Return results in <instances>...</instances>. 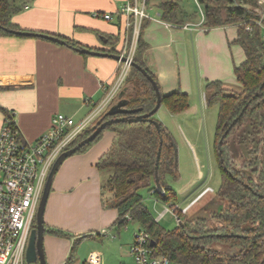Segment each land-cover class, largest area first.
Returning a JSON list of instances; mask_svg holds the SVG:
<instances>
[{"label": "crops", "instance_id": "crops-1", "mask_svg": "<svg viewBox=\"0 0 264 264\" xmlns=\"http://www.w3.org/2000/svg\"><path fill=\"white\" fill-rule=\"evenodd\" d=\"M127 1L28 0L26 6L13 15L12 21L21 30L63 36L96 50L110 52L114 47L123 53L134 39L135 17L121 14L116 23L114 19L95 15V12L117 15L120 6ZM137 3L147 14L142 29V38L147 43L144 61L156 77L162 94L180 88L189 98H194L198 92L199 98H205L207 105L204 90L207 79H219L226 86L238 84L234 66L245 59V51L236 42V25L208 28L203 25L202 16L196 18L193 14H184L183 22L174 24L161 17L155 3L145 5L139 0ZM187 23L191 24L186 27ZM108 36L117 37L115 43H110ZM123 65V61L111 56L82 52L45 37L0 34V129L5 110L17 111L18 125L28 142L35 141L46 132L52 117L58 112L72 115L77 121L82 120L108 94ZM193 106L198 111V105ZM161 109L162 114H158ZM189 110L190 107L172 112L161 104L154 115L171 134L179 136L181 147L199 165L200 157L194 142L186 132L178 133L175 126L177 117ZM115 135L113 130H105L99 140L86 150L67 157L60 165L45 210V222L49 226L70 234L80 232L78 234L83 236L105 235L116 229L118 236L113 234L114 238L120 237L118 211L104 204L110 194L104 193L102 185L110 172L100 170L96 165L99 157L112 145ZM179 175L173 185L179 186V197L184 202L191 196L196 179L193 176L184 182L180 170ZM199 176H203L200 168ZM203 186L201 196L213 191L212 186ZM195 200L188 207L196 203ZM179 205L181 207L183 203ZM125 241L130 247L131 238L126 237ZM71 251L72 248L69 253L63 251L61 256L56 249L48 251V264L65 262ZM83 263L132 264L133 259L129 251L118 250L115 260H110L102 251L93 250Z\"/></svg>", "mask_w": 264, "mask_h": 264}, {"label": "trees", "instance_id": "trees-1", "mask_svg": "<svg viewBox=\"0 0 264 264\" xmlns=\"http://www.w3.org/2000/svg\"><path fill=\"white\" fill-rule=\"evenodd\" d=\"M151 2L157 5L163 19L174 24L183 22L184 12L180 0H144L145 5ZM198 2L205 14L203 25L208 28L236 25V42L245 51V59L234 66L237 82L242 86L240 91L226 87L219 79H207L204 86L207 105H218L215 151L221 181L216 193L220 199L230 201V206L219 212V225L208 227L205 218L198 217L179 221L174 229L166 230L145 205L139 191L142 187H146L155 199L170 202L172 206L178 205L176 212L181 217L179 196L172 185L180 176L172 143L173 136L159 119L161 131L148 120L113 123L77 152L86 150L107 129L116 133L112 145L99 157L96 164L100 170H110L102 185L104 193L110 194L105 198L104 204L117 209L119 227L125 223L124 217L129 213L132 220H136L140 227L150 232L155 242L154 251L167 255L173 264H264V17L262 25L257 23L261 18V14L255 10L258 0ZM27 3L28 0H0V34H14L6 27L21 29L13 23L12 18ZM118 19H121V14ZM145 19L143 17L140 24L134 60L151 73L144 61L147 43L142 38V29ZM247 25H252L253 29L248 30ZM60 37L74 48L82 46L78 41ZM108 38L110 43L117 40V37ZM109 51L119 53L114 47ZM153 77L156 79L154 75ZM123 87L126 88V97L129 99L128 107H142L141 112H148L155 106L156 91L151 81L137 67H130ZM162 104L172 112H180L189 107V95L178 88L162 94ZM8 112L9 110H5V113ZM153 117L156 118L155 115ZM247 118L254 123L259 137L256 147L251 148L249 162L244 163L243 168H237L233 164L234 154L229 137L235 127L242 126ZM97 120L85 128L68 148L91 134ZM160 146L158 174L164 193L156 188V164ZM45 233L70 235L46 222ZM75 241H79V238H75ZM214 243H229L231 248L229 251H221L213 247ZM65 264H76L72 251Z\"/></svg>", "mask_w": 264, "mask_h": 264}, {"label": "built area", "instance_id": "built-area-1", "mask_svg": "<svg viewBox=\"0 0 264 264\" xmlns=\"http://www.w3.org/2000/svg\"><path fill=\"white\" fill-rule=\"evenodd\" d=\"M199 5L203 22L205 14L202 5ZM255 10L260 14L264 13V0H258ZM120 14L135 17L134 39L123 52L133 59L139 26L147 14L143 7L140 8L137 0H128L121 5L117 15L95 12V15H101L107 20H113ZM263 17L261 16L257 23L262 25ZM247 29L252 30L253 26L247 25ZM123 64L116 82L90 114L77 121L72 115L58 112L52 117L47 131L33 142L24 139L18 125L17 111L9 110L5 113L0 129V264H27L26 252L31 230L35 225L37 208L51 167L59 154L113 103L131 66L128 61ZM177 207L179 206L166 205L162 213L173 212L178 218ZM124 218L125 223L122 226L127 227L126 223L132 220V217L128 213ZM151 240L147 229L139 226L134 231L129 247L132 264H173L167 255L154 251Z\"/></svg>", "mask_w": 264, "mask_h": 264}, {"label": "rangeland", "instance_id": "rangeland-1", "mask_svg": "<svg viewBox=\"0 0 264 264\" xmlns=\"http://www.w3.org/2000/svg\"><path fill=\"white\" fill-rule=\"evenodd\" d=\"M139 1L141 2L144 0ZM152 3L153 2L150 4ZM180 4L184 14H193V16L195 15L196 18H201V6L199 5L198 0H180ZM263 14L264 13H261V16H264ZM226 87L232 88L236 91H240L242 89V86L239 84L236 86L227 84ZM193 97L194 98H189L190 110L186 113H183L184 115L177 117V124L175 126L177 127L178 133H182V131L186 132L191 141L194 142L200 157L199 165L196 159L194 161L191 155L181 147L179 136L172 134L177 148L178 168L181 172V175L183 176L182 180L185 182V180L191 179L193 176L196 179V184L194 185L193 191L190 193L191 196L186 198V200H183L184 202H182L183 198L179 197V202L183 203V206L181 205V217L176 212L175 213L178 215V218L173 212L162 213L166 205L172 207L170 202H163L155 199V197L150 194L146 187H142L139 190L143 195L145 205L150 208L159 224L166 230L174 229L179 224V221H184L189 218L195 219L198 217L205 218L208 227L217 226L220 222L218 217L219 212H221L222 209H226L230 206V201L220 199L216 193L221 181V172L218 166V160L215 151L218 105H206L205 98H199L198 92L194 94ZM193 104L198 105V111L195 110L194 106V108L192 107ZM162 108L164 109L165 107ZM163 109L159 110L158 114H162ZM258 137L259 136L256 131V127L249 118H247V121L242 126L235 127L234 131L229 137L231 147L233 149V164L235 167L243 168L244 163L247 164L249 162L252 154L250 152L251 148L256 147L255 144L258 140ZM199 168L203 171V176H199L198 178ZM108 171L110 172V170ZM173 184L174 183H172V185ZM203 185L212 186L213 191L201 196L202 192L204 191ZM173 187L178 193L180 190L179 186L173 185ZM195 198L196 203H194L191 207H188ZM126 224L127 227L121 226L120 237H116V239L113 235L116 234V236H118V230L116 229L111 233L109 231L108 234L105 235L94 234L83 236L78 234L80 232H75L76 234L54 238V236L46 234L44 239L46 256L48 251L51 252L52 249H56L61 256L63 251H68L69 253L71 248L74 247L72 250V255L78 264H84V259L88 257V255L93 250L102 251L106 259L115 260L116 252L118 250L124 253L129 251L128 244L124 243L126 242L125 238L127 237L133 240L134 231L139 227V223L136 220H129ZM75 237H78L79 241L76 242L74 239ZM118 245H122V247L119 248ZM213 247L218 248L221 251H229L231 248L229 243H227V245L214 243ZM127 258L128 256L126 257V260ZM130 262L131 258L129 263Z\"/></svg>", "mask_w": 264, "mask_h": 264}, {"label": "water", "instance_id": "water-1", "mask_svg": "<svg viewBox=\"0 0 264 264\" xmlns=\"http://www.w3.org/2000/svg\"><path fill=\"white\" fill-rule=\"evenodd\" d=\"M114 22H118V17L114 19ZM5 29L21 35H36L45 37L48 39H51L56 42L64 43L67 45H70V43L57 35L54 34H48L44 32H36V31H29V30H21V29H14V28H8ZM71 46V45H70ZM78 50L86 53L96 54V55H104V56H111L113 58H116L118 60H121L123 62H130L131 66L137 67L139 70L142 71V73L151 81L157 95V101L155 106L148 112H141L142 107H128L129 99L126 97V88L123 87L118 95L117 100H115L113 103L110 104L108 109L104 112V114L97 120V122L94 124V131L83 138L81 141H79L76 145L69 147L62 151L59 156L54 161L51 170L48 174L44 190L37 208L36 212V224L31 230V235L29 239V244L27 247L26 252V261L27 264H48L46 252H45V210L47 206V202L49 199V195L53 186V181L55 178V175L57 173V170L59 169L60 165L63 163V161L77 152L83 145L86 143L94 140L107 126L120 122V121H151L153 122L159 131H161V124L160 121L153 117V115L158 111L162 104V92L160 89V86L157 82V80L153 77L149 71L137 63L134 58L130 59L127 55L123 53H114V52H108V51H102V50H96L89 48L87 46H79L76 47ZM110 116L109 118L104 119V117ZM163 138L161 137L160 144L162 145ZM174 150H175V157H176V165H178L177 161V148L174 140L172 141ZM161 156V146L157 154V164H156V188L160 193H164V187L160 182L159 174H158V163ZM181 222V221H180ZM154 239L151 240V244L154 245Z\"/></svg>", "mask_w": 264, "mask_h": 264}]
</instances>
